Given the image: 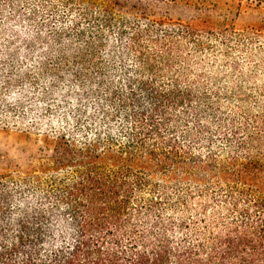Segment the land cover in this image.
Listing matches in <instances>:
<instances>
[{"label":"trees","instance_id":"trees-1","mask_svg":"<svg viewBox=\"0 0 264 264\" xmlns=\"http://www.w3.org/2000/svg\"><path fill=\"white\" fill-rule=\"evenodd\" d=\"M138 1L0 0V128L53 141L45 168L0 173V264H264V117L247 110L264 17ZM207 53L238 82L194 67Z\"/></svg>","mask_w":264,"mask_h":264},{"label":"rangeland","instance_id":"rangeland-1","mask_svg":"<svg viewBox=\"0 0 264 264\" xmlns=\"http://www.w3.org/2000/svg\"><path fill=\"white\" fill-rule=\"evenodd\" d=\"M206 4L217 7L197 9L162 0H139L137 2L140 10L151 13L155 18L170 17L183 21L197 19L202 10L205 13L212 9L214 13H221L218 18L222 22H227L237 29L255 26L264 17L262 8L249 4L246 0H209ZM231 56L240 62L241 70L247 75L250 65L245 61V58L237 51L233 52ZM222 60L225 61L220 54L207 53L196 56L193 63L194 67L198 69L217 70L220 68L229 71L230 73L227 72L230 74L229 79L233 83H237L238 74L233 73L230 66ZM259 71L257 77H264V71L262 69ZM247 110L252 116L261 115L264 117V102L254 101L250 103ZM52 150L53 141L43 133L0 128V173L9 172L13 169L31 172L45 168L50 163Z\"/></svg>","mask_w":264,"mask_h":264}]
</instances>
